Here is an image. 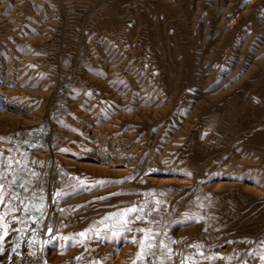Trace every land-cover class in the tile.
Returning a JSON list of instances; mask_svg holds the SVG:
<instances>
[{
	"label": "rangeland",
	"instance_id": "374dc122",
	"mask_svg": "<svg viewBox=\"0 0 264 264\" xmlns=\"http://www.w3.org/2000/svg\"><path fill=\"white\" fill-rule=\"evenodd\" d=\"M0 184V264H264V0H0Z\"/></svg>",
	"mask_w": 264,
	"mask_h": 264
},
{
	"label": "built area",
	"instance_id": "2783aa9c",
	"mask_svg": "<svg viewBox=\"0 0 264 264\" xmlns=\"http://www.w3.org/2000/svg\"><path fill=\"white\" fill-rule=\"evenodd\" d=\"M65 1L73 2L75 0H65ZM92 64H93L92 58L90 56H86L85 59L82 61L81 65L91 66ZM250 100L254 106H259L263 104V98L261 97V95L257 93L251 94ZM223 138H224V133L222 131L213 129L206 140V144L211 145L212 143L222 140ZM228 208L229 210H231V212H235V207L232 204H230ZM54 218H56V220L58 221H63V222L69 220V216L65 212L60 210L55 212ZM45 234L46 232L44 230V232L41 234L40 242H38V245L40 246L39 249L42 252L44 251L45 248V241H46ZM33 249H34L33 240H31L30 238L22 239L18 243V245L15 248H13V250L10 252L7 264H35L36 255Z\"/></svg>",
	"mask_w": 264,
	"mask_h": 264
},
{
	"label": "snow or ice",
	"instance_id": "6c2138e0",
	"mask_svg": "<svg viewBox=\"0 0 264 264\" xmlns=\"http://www.w3.org/2000/svg\"><path fill=\"white\" fill-rule=\"evenodd\" d=\"M89 94H91V93L89 92ZM14 162H15L14 161V158H12L11 156H9V165H11ZM9 171H11V168L10 167H9ZM33 175H35V173H33ZM3 188H4V185L3 184H0V192H2ZM2 201H3V196L0 195V202H2ZM9 203H11V201H9ZM23 207L26 210L27 209V204H24ZM17 210L18 209H15V208L13 209V211H17ZM136 211H138V209H137V207L135 205H133L131 208H125V209L121 210L120 213H109L108 216L114 218L112 220V223H116V224H121L122 223L124 226H127V224L130 223V221L128 219V216H127V213H129V212H136ZM140 211H142V210H140ZM3 218H4V214L3 213H0V221H2ZM140 218H141V216H137L136 217V219H140ZM143 218L146 219L147 217H143ZM13 219L19 221V217H15L14 216ZM32 219H36V217L33 216ZM103 226L104 227H108L107 224H105ZM3 227H4L5 234H7V225L5 224ZM89 230L90 229L86 228L79 235L81 237H85L86 238V233ZM138 231H139V229H138ZM150 232H151L150 229H147V228L143 229L144 235H143V239L140 241V250L137 253V259H140L142 257H145L146 249H149L150 250L153 247H155V245L153 243H151V241L154 240L155 237L152 236V235H150ZM133 239H135V238H133ZM160 244L163 247L167 248V251L169 253L172 252V249L171 248H168L167 245H164L163 244V241H160ZM197 247H199V246L197 245ZM161 258L163 259V257H161ZM133 264H136V261H133Z\"/></svg>",
	"mask_w": 264,
	"mask_h": 264
},
{
	"label": "bare ground",
	"instance_id": "6f19581e",
	"mask_svg": "<svg viewBox=\"0 0 264 264\" xmlns=\"http://www.w3.org/2000/svg\"><path fill=\"white\" fill-rule=\"evenodd\" d=\"M228 212L230 213V214H236L237 213V208L235 207V212H231V210H229V208H228ZM58 222H60V221H58ZM59 226V225H58ZM61 230H62V228H60Z\"/></svg>",
	"mask_w": 264,
	"mask_h": 264
},
{
	"label": "crops",
	"instance_id": "0c3cea01",
	"mask_svg": "<svg viewBox=\"0 0 264 264\" xmlns=\"http://www.w3.org/2000/svg\"><path fill=\"white\" fill-rule=\"evenodd\" d=\"M34 246H35V247H34V249H33V250H34V253H35V255L37 256V250H38V251H40V249H39L38 247H37V250L35 249V248H36L35 241H34Z\"/></svg>",
	"mask_w": 264,
	"mask_h": 264
}]
</instances>
